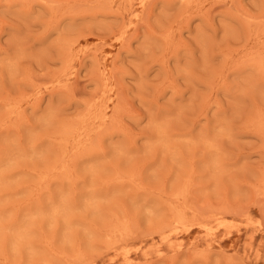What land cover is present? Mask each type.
<instances>
[{
	"label": "rangeland",
	"instance_id": "rangeland-1",
	"mask_svg": "<svg viewBox=\"0 0 264 264\" xmlns=\"http://www.w3.org/2000/svg\"><path fill=\"white\" fill-rule=\"evenodd\" d=\"M112 1L0 0V264H264V0Z\"/></svg>",
	"mask_w": 264,
	"mask_h": 264
},
{
	"label": "bare ground",
	"instance_id": "bare-ground-1",
	"mask_svg": "<svg viewBox=\"0 0 264 264\" xmlns=\"http://www.w3.org/2000/svg\"><path fill=\"white\" fill-rule=\"evenodd\" d=\"M111 1H112V0H111ZM129 1H130V0H129ZM112 2H113V1H112ZM112 2H111V3H112ZM140 2H141V1H140ZM140 2H139V3H140ZM118 3H119V2H118ZM122 6H123V5H122ZM256 19H257V18H256ZM261 21H262V20H261ZM130 24H131V23H130ZM118 35H119V34H118ZM117 37H118V36H117ZM115 90H116V89H115ZM110 99H111V98H110ZM109 113H110V112H109ZM109 116H110V114H109ZM256 221L259 222V220H256ZM180 222L183 223L182 221H180ZM218 222H219V221H218ZM258 222H257V223H258ZM184 223H185V222H184ZM244 224H245V223H244ZM181 225H184V224H181ZM219 225H220V224H219ZM219 225H218V226H219ZM258 225H260V224L258 223ZM262 225H263V224H262ZM188 227H190V226H188ZM188 227H187V228H188ZM203 227H204V226H203ZM207 227H208V228H207V230H208V229H209V226H207ZM176 228H177V227H176ZM181 228H182V227H181ZM183 228H184V226H183ZM203 229H204V228H203ZM211 229L213 230V228H211ZM184 230H186V229L184 228ZM204 230H205V229H204ZM173 231H176V230H173ZM209 231H210V230H209ZM209 234H210V233H209ZM125 236H126V235H125ZM121 238H122V237H121ZM135 246H136V245H135ZM178 246H179V245H178ZM178 246H177V247H178ZM123 249H124V248H123ZM121 250H122V249H121ZM125 250H127V249H125ZM123 252H124V251H123ZM121 254H122V253H121ZM109 260H110V259H109ZM128 262H129V261H128ZM110 264H111V263H110Z\"/></svg>",
	"mask_w": 264,
	"mask_h": 264
}]
</instances>
